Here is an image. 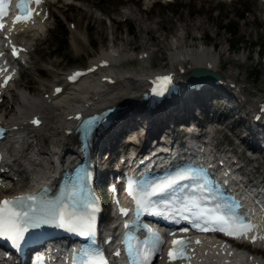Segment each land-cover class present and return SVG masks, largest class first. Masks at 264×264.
Wrapping results in <instances>:
<instances>
[{"label":"bare ground","instance_id":"6f19581e","mask_svg":"<svg viewBox=\"0 0 264 264\" xmlns=\"http://www.w3.org/2000/svg\"><path fill=\"white\" fill-rule=\"evenodd\" d=\"M234 1L230 0V3ZM150 4L149 0L145 5L149 7ZM81 9L92 18H99L92 11L88 10L86 6L84 9L83 7ZM261 11L260 7L259 12ZM119 13V16L135 22L139 34L144 32L150 38H153L149 43L142 37H138L142 46V51L139 54L135 56L128 54L130 50L127 49V46L130 44V40L121 39L124 45L122 48L117 47L113 40L114 46H109L108 52L102 54L99 59L97 58V60H93L89 64V67H91L94 65L93 63L98 64L101 59H104L109 66L106 68L99 66V73L86 76L69 87L64 93L62 91V94L59 96L53 95L54 89L57 88V86H53L49 96L37 98L31 95L28 91L30 87L24 84L25 88L12 84L0 96V109L5 111L3 108L5 99L10 108L8 112H0V124L9 130L3 142V147L5 148L3 156L4 165L1 168L4 170L0 168L2 171H0V177L3 179L0 187V198L4 197L6 192L14 195L27 187L35 188L43 183L45 179L38 173L39 169L42 168V164L35 163L37 160H42L47 164L45 159L48 157L56 158L58 152L61 150H65L67 153L72 152L74 138L65 136L64 132L70 130V115L74 113H82L113 105L131 106V111H133L126 114L120 120L122 123L119 122L117 125L121 126V132L127 131L124 134L129 133L133 138L140 139L135 148L139 150L150 149L153 143L158 141V136L161 132L173 135L171 127L180 122H194L196 116L194 112L196 109H198L202 117L208 116L209 118H213L212 120L214 121L207 118L210 123L214 122V124H217V121L222 122L224 116L223 110H217L212 106L214 99L218 100L222 105H224V102L232 103V106L228 108L240 118L237 106L238 104L244 105L248 101V87L243 82L239 84L235 80L230 81L232 79L230 72H227V74L221 72L223 67L222 58H225L226 49L223 46L216 48L215 44L212 47H208L199 41L194 44L186 43L190 32L194 33L196 37H200L201 41L203 40V33L206 29L204 21L197 20L192 24L185 23L182 26L175 27L174 31H172L169 27L171 19H166V23L162 28L164 31L169 32L170 35H167L168 33L158 31V28H161L158 24L160 21L153 24L152 21L141 15L143 13L150 14L148 9L143 11V13L139 11L140 15H138L131 7H126L125 11H119ZM43 19L44 15L40 17L38 23L31 27L23 30L20 27L13 29L12 36L14 37L20 34V32H26L34 34L35 40L42 39V33L48 26L46 21L43 22ZM115 21V19L112 20V22ZM130 31L128 30L129 33H131ZM197 33L202 34V36ZM28 45L29 43L26 42L23 47H27ZM156 53H160L157 59L164 60L165 64L159 69L154 70V72L168 74L167 77L170 81H176L174 84L177 91L171 100L164 101L154 111L149 110L148 113L143 114L141 110H138V97L146 85L145 77L151 73V67L156 60ZM25 56L22 57V62L25 61ZM132 62L138 64L140 67V69L138 68L139 71L123 69L122 65L131 64ZM104 63V61L101 62V64ZM146 67L150 70H147ZM196 68H201L208 73H217L219 75L218 82L215 80L204 85H196L193 83L191 77L192 71ZM102 79H105V83H102ZM108 80L111 81V84H107ZM215 83L217 87L213 86ZM220 88H223L228 94L212 98L213 91ZM199 91L201 92V96L195 98V94ZM259 97L262 98L261 95L257 98ZM260 99L249 102L250 107L259 103ZM204 100H207L206 103L210 102V105L202 103ZM161 111L167 113L165 117V119H168L167 121L158 118V114ZM146 114H148V117ZM128 115L130 117L126 118ZM34 116H37L40 121V127L37 129H31L30 125ZM166 123H168L167 126ZM219 126L220 128L223 127L222 125ZM140 128L143 129V132L138 135L137 133ZM230 128L226 126L225 129L229 130ZM232 128L237 131L234 125ZM246 131H248L247 128ZM205 139L209 145H213L216 137L213 133L211 137ZM246 139L253 140L252 147L256 148L257 152L264 145V135L246 134ZM172 144L171 150L173 154L179 153V149H189L188 146L186 147L187 144L183 142V139H180L178 143L174 141ZM134 145V141L130 140L126 147L132 148ZM180 145H183V147ZM123 149L125 150V148ZM218 151L224 157H228V154L231 153L230 149L226 150L224 147H219ZM100 160L101 165L96 168L99 173L104 170L108 163V161L104 162L102 157ZM252 161L246 160L247 163ZM48 168L54 172L55 167L53 165H49ZM244 168L243 172L238 175L239 179L244 181L254 178L250 170L246 171V165ZM262 173V171L258 172L259 175ZM244 247V250H248L245 245ZM243 252L247 253V251ZM243 252L232 250L227 245L216 242L213 238L206 237L201 241V244L198 243L195 246L193 255L196 259V264H257L256 261L246 258ZM0 258L3 259V256Z\"/></svg>","mask_w":264,"mask_h":264},{"label":"rangeland","instance_id":"374dc122","mask_svg":"<svg viewBox=\"0 0 264 264\" xmlns=\"http://www.w3.org/2000/svg\"><path fill=\"white\" fill-rule=\"evenodd\" d=\"M147 1L149 2V0L50 1L48 3L50 18L47 20L48 26L42 33V39L35 40V36L32 33H29L25 39H18L22 43L24 41L29 42V54L26 56L27 64L21 68L22 75L15 85L23 88H25L24 85H28L30 87L28 91L32 96H36L37 98H41V96L47 97L50 95L54 84H58L59 86L64 84V76L69 70L74 68H87L91 61L97 60L102 54L108 52L109 46H114L113 40L115 45L119 48L124 46L121 39L130 40V44L127 46V49L130 50L128 54H132V56L139 54L142 51V46L138 37H142L149 43L153 38H150V36L144 32L139 34L137 25L133 20L119 16V11L123 12L126 10V7H131L138 15H140L138 13L139 11L143 13V11L148 9L150 14L143 13L141 15L152 21L153 24L160 21L158 24L161 28H158V31H162L166 34L168 33L167 35H170L169 32L164 31L162 28L166 23V19H171L169 27L172 31H174L175 27L182 26L185 23L192 24L197 20L204 21L206 29L203 33V40L201 41L200 37H196L194 33L190 32L189 37L186 39V43L194 44L199 41L208 47H212L213 44H215L216 48L223 46V48L226 49L227 53L224 54L225 58H222L223 67L221 72L223 74L230 72L232 74V79L230 78V81L235 80L239 82V84L243 82V84L248 87V101L243 105L245 109L250 110L251 107L249 102L257 100L259 95H264L263 4L258 0H235L233 3L224 0H175L173 3H167L166 0H150L151 4L147 7L145 5ZM135 2L137 3L135 4ZM85 6L99 18L94 19L90 15H87L81 9L82 7L84 9ZM260 7L262 9L261 12H259ZM114 19L116 21L112 22ZM228 22H230V24L235 22L237 25L236 36L234 38H231L225 31L219 28V26H226ZM130 27L133 28L132 34L128 32ZM60 32L64 33L67 41V46L63 53L56 49L57 47L59 48L60 44L65 40V38L59 35ZM197 34L202 36L200 33ZM206 36L209 37L211 41L209 44H207L205 39ZM237 39L239 42H237V49L233 50L236 54L233 55L231 52H228V44L230 40L236 42ZM92 41L96 42V47H93ZM258 50H260L261 53L258 52ZM159 55L160 53H156V60L151 67L153 71L165 64L164 60L157 59ZM245 58H247L246 61ZM69 60H72L73 63H70ZM122 66L123 69L126 70L139 71L140 69L136 62ZM147 70L150 69L147 68ZM253 71L257 73L255 74ZM225 94H228L227 91L220 88L213 91L211 97L218 98ZM198 96H201L200 91L195 94V98ZM206 101L207 100H204L202 103L209 106L210 102L206 103ZM6 102L5 99L3 108L8 112L10 108ZM222 106L223 108L218 106L214 107L217 110H223L224 113L222 122L217 121V124L223 126L221 129L224 128V132L220 131L216 133V140L218 142H223L222 145L225 148L226 142L229 144V141L226 140L227 136L223 135V133L237 135L238 132L240 135L242 134L246 137L248 131H246L247 124H245V122H236L239 117L228 108L232 106V103L224 102ZM211 109H213V107H211ZM5 111L0 109L2 113H5ZM196 111L194 112L196 113L194 120L199 121V118H202V116L198 109H196ZM158 115V118L165 119L167 113L161 111ZM146 116L148 117V114H146ZM128 117L130 116L128 115L126 118ZM228 117L230 119H228ZM206 118L214 121L212 120L213 118H209L208 116H206ZM231 119L233 121H231ZM167 120L168 119H165V121ZM232 122H234V128H236L237 131L232 128ZM120 123H122V121ZM168 123H166V126ZM226 126L231 128L227 130L225 129ZM113 127L114 126L110 127L106 134L103 135L102 138L104 142L110 137L111 139L113 138L112 140L114 143L117 139H120L121 134L127 132H121L118 127ZM142 132L143 129L140 128L137 134L139 135ZM249 140L250 139H247V142H249ZM116 153L117 152L113 151V154ZM253 165L254 164H250L248 170H252ZM8 193L9 192H6V194Z\"/></svg>","mask_w":264,"mask_h":264},{"label":"trees","instance_id":"16d2710c","mask_svg":"<svg viewBox=\"0 0 264 264\" xmlns=\"http://www.w3.org/2000/svg\"><path fill=\"white\" fill-rule=\"evenodd\" d=\"M246 12V11H245ZM240 17V16H239ZM241 18V17H240ZM239 18V19H240ZM219 28L222 30V31H225L231 38H234L235 36H236V29H237V25L235 24V22L234 23H231L230 24V22H228V24L226 25V26H224V27H221V26H219ZM128 30V29H127ZM129 30H131L130 32H131V34L133 33V28L132 27H130V29ZM59 35L61 36V37H63V38H65V40L60 44V47L58 48H56V49H58L59 50V52H64L65 51V47L67 46V41H66V37H65V35H64V33L63 32H60L59 33ZM206 41H207V44H209L211 41H210V39H209V37H207L206 36ZM237 42H239V40L237 39L236 40V42L234 41V40H230L229 41V48L231 49V50H236L237 48H236V46H237ZM92 43V45H93V47H96V42H91ZM258 52H260L261 53V51L260 50H258ZM69 62L71 63H73V61L72 60H69ZM255 74L257 73V72H255V71H253Z\"/></svg>","mask_w":264,"mask_h":264},{"label":"water","instance_id":"95a60500","mask_svg":"<svg viewBox=\"0 0 264 264\" xmlns=\"http://www.w3.org/2000/svg\"><path fill=\"white\" fill-rule=\"evenodd\" d=\"M192 79L194 82L206 81L211 78H219V75L216 73H207L201 68H196L192 71Z\"/></svg>","mask_w":264,"mask_h":264}]
</instances>
